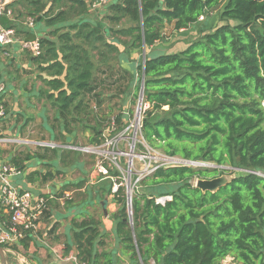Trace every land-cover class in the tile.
Returning <instances> with one entry per match:
<instances>
[{"label": "trees", "instance_id": "1", "mask_svg": "<svg viewBox=\"0 0 264 264\" xmlns=\"http://www.w3.org/2000/svg\"><path fill=\"white\" fill-rule=\"evenodd\" d=\"M9 8L15 21L4 19L5 27L41 42L42 55L32 59L47 76L43 94L58 118L85 108L87 96L102 105V82L94 74L105 68L102 73L111 71L114 83L128 76L136 92L143 86L149 107L142 137L153 151L217 167L157 169L135 187L131 221L126 188L113 192L112 182L107 193L118 206L112 216L117 250L100 251L110 234L92 217L75 224L77 262L122 264L127 257L133 264H223L230 257L237 264H264V0H116L95 21L88 0H17ZM215 15L221 24L212 27ZM28 18L48 32L38 36L24 25ZM194 27L201 35L185 50L155 52L168 29L176 35ZM144 45L150 53L135 64V74L122 69L124 54ZM113 62L121 66L120 78ZM86 128L91 145L105 141L98 122ZM34 156L9 162L24 171ZM236 170L238 176L214 192L196 188L197 180ZM158 189L160 198L172 200L157 204ZM32 235L26 233L13 250L28 249Z\"/></svg>", "mask_w": 264, "mask_h": 264}, {"label": "rangeland", "instance_id": "2", "mask_svg": "<svg viewBox=\"0 0 264 264\" xmlns=\"http://www.w3.org/2000/svg\"><path fill=\"white\" fill-rule=\"evenodd\" d=\"M88 1L92 6L94 0ZM115 1L116 0H114L113 2ZM107 7L99 10H93L92 8H90L89 19L95 21L94 19L99 18L100 20H102L106 13ZM217 18L218 16L215 15V22L213 26L211 25L212 27H216L217 25L221 24L218 23ZM4 19H2L3 22L5 21ZM203 28L204 27H201V29ZM199 30L200 28L194 27L190 29V31L171 35V30L168 29L166 31V40L158 43L155 46L154 50L156 53H176L183 51L188 47V43L190 41H194L199 38V36L201 35ZM18 36L23 39L25 35ZM125 39L127 40V38ZM116 44L118 45L120 51L124 50L123 46L118 43ZM148 53H150V50L144 48L142 51L135 50L130 51L128 55L124 54L126 56V62L120 63L122 69L127 68L131 71L132 74H135V70L133 67L135 66V64H140V61L142 59H145ZM0 54L4 57V51L0 50ZM11 56L9 58H4V60L1 62V65H3L0 67V73H3L4 79L6 78L5 81L7 84V93L9 94L8 91L10 88H12L10 86L12 84H9V80L13 78V90L21 88L23 91L29 94V99L27 102H25L24 107H27L26 111L32 117V121H35L34 123H32V126L28 129L27 132L19 133L20 135H18V137L16 138L20 137L21 139H28L37 142H49L51 144L50 149L54 148V145H56L55 150H57L58 152L55 155L52 150L48 148L24 146L20 143L13 144V142H9L5 145L0 146V160L2 162L10 163L9 161H11L13 155L15 154L13 150L17 146V150L15 151H17L16 154L18 155L33 153L34 155H38L40 157L39 158L38 156H34L30 160L32 161L34 159V161L31 163V166L33 165V168H45L46 166H48V163H51L54 160H60L62 163L65 162L66 164H76L79 162L81 163V165H83L84 172L91 170L92 174L98 178L99 172L96 167L97 164L99 162L105 165L111 163L108 158H103L99 155L110 154L114 152H123L129 155V157H123L121 161L118 160L123 185L125 186L127 185V182L129 180L134 183L137 177H142L143 175L146 176L148 172H151V170L156 168L157 166H167L168 158L165 155L152 150H149V152H147L145 148L141 147V145L138 144L142 137L139 134V127H137L136 124L139 117L143 119L144 113L148 109L149 105H141L140 92H136V82H131V79L128 76L120 78L119 73H116V71L119 70V67H121L119 66V63L116 64V62H113V65H116L114 76H116V78H120L119 82H113L114 80H112L113 78H111V71L103 74L102 71L105 70V68H103L101 71H96L94 74L98 79L97 81L102 82L100 83L99 89L97 90V93H100L101 95L100 99L103 100L101 106L96 105V99L87 96L85 99V103L88 105L89 101V106L85 105V108L83 106L81 110L68 117L58 118L59 114L57 113V110L47 99L46 94H43L44 92L48 91V87L42 80L43 78H47L46 74L42 73L38 65L34 62L27 68L26 73L22 72V69H16L14 67V63L12 68ZM31 56L32 55L27 52L24 60L27 59V61L29 62ZM133 63L134 65H132ZM26 75H30L31 80L26 84H22L21 81ZM11 99L10 102L7 103L8 114L11 113L12 110ZM20 102L21 101H19L18 109L24 110V108L20 106ZM119 116L123 117L121 120V124H118L116 122V119ZM97 122L99 127H101V129L103 130L104 136L106 138V142L99 147L91 145L90 140L92 132L87 130L86 128L88 125H95ZM16 125L17 124L15 123V118L13 117V121L10 118L7 123L3 125V137L12 140L15 139V137L13 136V127H15ZM19 125H21L20 120ZM135 136H137L135 139L137 145L133 151L132 147L133 141H135ZM114 139H117V146L115 148L111 146ZM108 144L111 145L109 146ZM69 145H75L80 149H84L86 147H89L91 149L95 148L93 150L97 152L96 154H94L82 151L78 154L76 152L67 150L66 147H68ZM43 155L47 156V158L44 159L47 160V163H44V160L41 159V156ZM140 155L146 156L147 162L146 160L140 161L142 159H139ZM134 156H138V158L134 159ZM131 161H134V163L129 168ZM192 167L213 169L215 166L213 164L198 163L192 165ZM77 173H79V171L75 172L74 174ZM231 173H227L226 175H233L234 177L238 176L237 171ZM114 179L116 182L120 181L117 177ZM14 181L15 179L13 180V183ZM109 187L110 185L104 186L105 190H108ZM112 189L114 188L112 187ZM138 190L142 191V189L140 188ZM143 191L146 190L144 189ZM161 192L162 189H158L154 192V194L156 195V197L160 198ZM102 210V208L98 209L100 216H102ZM7 256L10 264H22L16 253H13L12 255L7 252Z\"/></svg>", "mask_w": 264, "mask_h": 264}, {"label": "crops", "instance_id": "3", "mask_svg": "<svg viewBox=\"0 0 264 264\" xmlns=\"http://www.w3.org/2000/svg\"><path fill=\"white\" fill-rule=\"evenodd\" d=\"M15 1L17 0H0V3L11 5ZM9 10L11 9L9 8ZM12 16L13 21H15V14H12ZM32 30L38 36L45 35L48 32L47 28L36 25ZM17 38L22 39L18 34ZM22 40H25V38ZM8 52L10 56L12 54V68L14 63V67L16 69H22L24 73L27 72V68L34 62L32 56L29 62L27 59L24 60L27 51H24L19 44L10 47ZM3 60L4 57L0 54V67L3 65H1ZM1 77L3 78V73ZM3 80L5 81L6 78H3ZM30 80V75H26L21 82L22 84H26ZM9 84L13 85V78L9 80ZM12 85H10L12 88L9 89V94L7 93L6 95L8 103L12 98V110L11 113L8 114L7 121L10 118L13 121V117L15 118V123L17 125L13 127L14 140H28L16 137H18L21 132H27L32 126V123L35 122L32 121V117L26 111L27 107H24L25 102L29 99V94L21 88L13 90ZM19 101H21L20 106H22L24 110L18 109ZM19 120L21 121V125H19ZM7 121L3 124L5 125ZM15 150H17V146L13 150V152H15L13 156L18 155ZM33 161L34 159L30 162H25L26 169L22 171L21 175L14 178L15 181L13 184L22 193H30L34 197L45 196L49 198L50 206L49 211L45 213L39 225L38 231L32 235L29 248L25 250L21 246H18L17 251L14 250L20 262L22 264H78L75 258V253L78 252L73 237L75 224L81 223L92 217L101 222L102 230L105 234H110L109 238L106 237L104 239L105 245L102 246L100 251L103 249H113L114 247L115 250H117V241L114 235L115 225L112 216L118 210V206L114 203L113 196L108 194L107 189L105 190L104 188L105 185H111L112 182L102 176L98 178L95 177L91 170L84 172V167L79 162L76 164H64L60 160H54L48 163V166L45 168L40 167L36 169L33 168V165L31 166ZM0 162L2 161L0 160ZM43 162L47 163V160ZM77 171H79V173L74 174ZM44 178H47V180L44 181ZM104 201H107V213L103 208ZM99 208L103 209L102 216H100L98 211ZM8 221V215L0 211V223ZM11 254L13 255V252ZM121 263L133 264L127 257H122ZM228 263L237 264L230 260H228Z\"/></svg>", "mask_w": 264, "mask_h": 264}, {"label": "built area", "instance_id": "4", "mask_svg": "<svg viewBox=\"0 0 264 264\" xmlns=\"http://www.w3.org/2000/svg\"><path fill=\"white\" fill-rule=\"evenodd\" d=\"M114 0H94L92 3L91 8L93 10H99L102 8L107 7L110 5ZM4 4H0V50L4 51V58H9L10 53L8 52V49L12 47L15 44H19L22 46V49L24 51L29 52L33 57L37 58L42 55V49H41V42L39 38H36L34 40H22L17 38L16 31L14 29H8L5 27V25L2 22V19H4V16H2ZM12 11L9 10L7 16L5 19L9 21H13ZM204 17L200 18V21H203ZM24 25L28 29H34L35 27V20L33 18H28ZM7 84L1 77L0 73V146L5 145L6 143L13 142V144H22L24 146H35L38 148H50L51 144L49 142L44 141H31V140H12L7 139L3 137V123L7 121L8 119V112H7ZM144 104L141 102V105ZM141 116V115H139ZM142 121L141 117L138 118L136 126L139 127V134L142 137ZM128 130V129H127ZM137 136L134 137V140ZM106 140V139H105ZM104 141L103 143H105ZM102 143V144H103ZM101 144V145H102ZM141 145V147L145 148L147 152L149 150H152L144 141L143 137L138 143ZM100 145V146H101ZM109 146L111 144H108ZM137 145L136 140L133 141V147L132 150L134 151L135 147ZM114 148L117 146V139H114L112 141V145ZM56 145H54L55 149ZM99 147V146H97ZM67 150L73 151V152H87V153H94L96 154L97 151L86 147L84 149H80L79 147L75 145H69L66 147ZM153 151V150H152ZM103 158H108L111 163L108 165H105L101 162L97 164V169L99 172V176H102L106 179H109L111 182L114 183L113 186V192H116L118 187L124 186L126 188L127 192V205L129 202V199L132 203V192H134L135 187L142 181L144 178L150 176L153 174L157 169L161 168L160 166H157L156 168L152 169L151 172H148L142 177H137L135 182H131L130 180L127 182V185H123V181L120 180L122 178L121 176V170L119 161L123 157H126L129 155L125 154L123 152H114L110 154H101L99 155ZM133 157V156H132ZM167 157V156H166ZM138 158V156H134V159ZM142 158V159H141ZM167 166L163 167H172V166H192L198 163H190L178 158H172L167 157ZM140 161L147 162V157L140 155ZM134 161H131L129 168L132 166ZM120 174L119 180L121 183L119 184L118 181L116 182L114 178V174ZM22 171L14 167L8 162H0V211L4 214L8 215L9 221L8 222H1L0 223V246L5 248L7 252L10 254L13 252V246L15 244L19 243L21 240H23L26 237V233H36L38 231L39 225L42 221V219L45 216V213L49 211V198L45 196H39L34 197L30 193H22L14 184L13 179L17 176L21 175ZM98 176V177H99ZM118 178V177H117ZM130 191V197L128 198V192ZM171 197H163L156 200L157 204L164 205L166 202L171 201ZM128 214L129 217L132 214V207L129 209L128 205ZM230 258V257H229ZM227 258L225 261H223V264H229L228 260L231 262H234L233 258ZM72 259V258H71ZM77 261V260H76ZM235 263V262H234ZM79 264V263H78ZM141 264H143L141 262ZM153 264V263H151Z\"/></svg>", "mask_w": 264, "mask_h": 264}, {"label": "water", "instance_id": "5", "mask_svg": "<svg viewBox=\"0 0 264 264\" xmlns=\"http://www.w3.org/2000/svg\"><path fill=\"white\" fill-rule=\"evenodd\" d=\"M8 11H9V5H4L3 11H2V16H4V18L7 16ZM144 48H145V45H144ZM143 77H144V75H143ZM140 100H141V102H143V100H144L143 86H142V90L140 92ZM215 168H217V167H215ZM222 169L231 170L230 168H224V167H222ZM236 171H239V170H236ZM236 177L237 176L234 177L233 175L232 176L231 175L230 176L224 175L220 178H216V179H212V180H197L196 188H199L204 192H207V191L214 192L215 190L219 189L220 187L231 182ZM129 197H130V191L128 192V198ZM128 205H129V209H130L132 207V203H131L130 199H129ZM106 206H107V201H104L103 202V208H104L105 212L107 211ZM129 220L130 221L132 220V214L129 217ZM76 257H77V253H75V258ZM0 258H1V264H10V262L8 260V256H7V251L3 247H0Z\"/></svg>", "mask_w": 264, "mask_h": 264}]
</instances>
